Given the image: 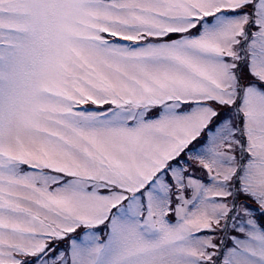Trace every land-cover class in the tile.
<instances>
[{
	"label": "snow or ice",
	"instance_id": "6c2138e0",
	"mask_svg": "<svg viewBox=\"0 0 264 264\" xmlns=\"http://www.w3.org/2000/svg\"><path fill=\"white\" fill-rule=\"evenodd\" d=\"M0 264H264V0H0Z\"/></svg>",
	"mask_w": 264,
	"mask_h": 264
}]
</instances>
